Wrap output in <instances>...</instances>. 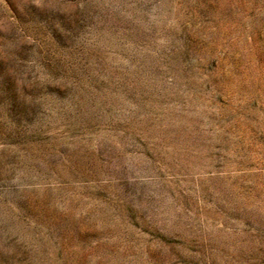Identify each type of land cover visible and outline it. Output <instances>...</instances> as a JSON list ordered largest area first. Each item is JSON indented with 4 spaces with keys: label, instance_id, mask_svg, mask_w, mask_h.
<instances>
[{
    "label": "rangeland",
    "instance_id": "374dc122",
    "mask_svg": "<svg viewBox=\"0 0 264 264\" xmlns=\"http://www.w3.org/2000/svg\"><path fill=\"white\" fill-rule=\"evenodd\" d=\"M0 264H264V0H0Z\"/></svg>",
    "mask_w": 264,
    "mask_h": 264
}]
</instances>
